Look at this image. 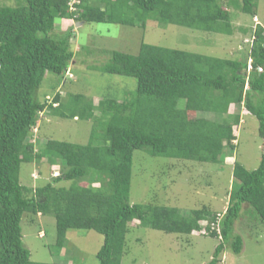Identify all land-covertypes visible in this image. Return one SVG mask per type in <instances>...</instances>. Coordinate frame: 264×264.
I'll use <instances>...</instances> for the list:
<instances>
[{"label":"trees","instance_id":"trees-1","mask_svg":"<svg viewBox=\"0 0 264 264\" xmlns=\"http://www.w3.org/2000/svg\"><path fill=\"white\" fill-rule=\"evenodd\" d=\"M257 2L231 0L253 16ZM76 6L71 10L69 0L0 5V264H56L31 259L22 229L26 214L53 215L60 248L70 229L103 234L99 264H121L134 220L167 233L192 234L210 230L204 223L220 213L221 242L205 264H219L227 245L239 254L244 240L235 224L244 205L264 223V145L257 169L234 162V184L223 212L203 206L184 215L174 206L131 203L133 157L135 150L144 149L153 156L221 162L225 148L235 147L241 122L233 107L243 103L259 119L264 139V27L257 26L249 55L240 59L147 42L137 54L112 51L97 68L136 78L130 99L105 97L96 104L81 93L64 98L57 89L42 100L38 92L45 77L51 73L62 81L76 61L74 33L71 28L57 31V19L142 27L152 19L234 32L231 12L219 0H81ZM47 109L64 118L96 120L88 143L49 139L37 148L35 128ZM200 112L214 118L197 116ZM44 159L59 165L61 173L34 189L22 184V163ZM61 181L71 185H57ZM210 235L219 237L217 231Z\"/></svg>","mask_w":264,"mask_h":264},{"label":"rangeland","instance_id":"rangeland-1","mask_svg":"<svg viewBox=\"0 0 264 264\" xmlns=\"http://www.w3.org/2000/svg\"><path fill=\"white\" fill-rule=\"evenodd\" d=\"M219 2L231 12L234 27L231 35L152 19L146 21V27L57 19V31L71 28L74 33L72 42L76 61L66 80L60 81L59 76L48 74L39 89V98L43 100L46 94L52 95L57 89L64 98L68 94L81 93L92 98L96 104L105 97L121 100L132 98L136 91V78L105 73L97 66L108 62L114 50L137 54L143 42L224 58L240 59L248 56L254 41L253 32L259 24L264 27V0H258L256 16L238 9L231 0ZM21 4H24V0H0V5ZM253 103H257L256 97ZM243 104L233 107L235 112H240L241 122L236 127L235 147L225 148L224 160L221 162L153 156L144 149L135 150L131 203L174 206L184 215L203 206L213 212L226 210L234 184V162L239 161L248 170H254L259 167L263 153L264 139L259 134V119ZM48 111L43 112L37 131L34 132L37 148L49 139L88 143L96 120L64 118ZM99 114L96 110V115ZM194 114L188 112V116ZM197 114L214 118V114L208 112ZM98 126L101 128V124ZM56 173H61V167L45 159L39 163L24 162L20 181L34 189L50 182ZM57 185L69 187L71 181H61ZM95 185L99 186V183ZM22 229L24 243L35 262L99 264L97 253L103 245L104 236L95 230L70 229L65 246L60 248L53 215L26 214L22 219ZM235 233L243 236L242 251L235 253L227 245L219 264H264V223L251 206L244 205L235 224ZM220 242L221 238L208 233H167L134 220L129 225L121 264H205L213 258Z\"/></svg>","mask_w":264,"mask_h":264},{"label":"built area","instance_id":"built-area-1","mask_svg":"<svg viewBox=\"0 0 264 264\" xmlns=\"http://www.w3.org/2000/svg\"><path fill=\"white\" fill-rule=\"evenodd\" d=\"M80 2H81V0H69V5H70L71 10L75 11L77 9L76 4L80 3ZM35 131H37V128H35ZM221 217H222V214L219 213L217 218L215 220H213L212 222L209 223V221H206L204 223V225H208L209 224L211 229L208 230V231L204 230L203 232L211 234L212 232L217 231V233L219 234V238H221L222 237L221 236V227H220V219H221Z\"/></svg>","mask_w":264,"mask_h":264},{"label":"clouds","instance_id":"clouds-1","mask_svg":"<svg viewBox=\"0 0 264 264\" xmlns=\"http://www.w3.org/2000/svg\"><path fill=\"white\" fill-rule=\"evenodd\" d=\"M56 175H59V174H58V173H56ZM56 175H55V176H56ZM209 235H210V234H209Z\"/></svg>","mask_w":264,"mask_h":264}]
</instances>
